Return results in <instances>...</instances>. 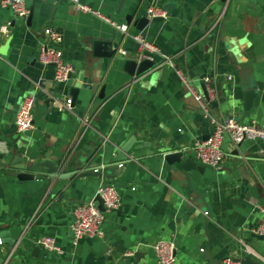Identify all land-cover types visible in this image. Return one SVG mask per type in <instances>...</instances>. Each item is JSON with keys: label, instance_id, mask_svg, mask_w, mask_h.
<instances>
[{"label": "crops", "instance_id": "obj_1", "mask_svg": "<svg viewBox=\"0 0 264 264\" xmlns=\"http://www.w3.org/2000/svg\"><path fill=\"white\" fill-rule=\"evenodd\" d=\"M5 1L0 0V25L6 26L0 48L7 45L0 54V232L9 230L16 243L0 238V264H157L152 245L159 240L174 243V264H216L246 256L264 264V240L249 239L264 215V140L243 142L240 154L251 156L246 163L236 160L238 146L226 140L225 167L192 169L194 190L181 165L168 164L159 154L165 148L186 149L195 158L192 144L212 131L178 70L202 94L203 85L211 86L217 115H234L264 129V0L208 5L157 0L167 17L151 20L142 30L134 22L146 15L152 0H124L120 8L121 0H80L128 24V33L77 10L69 0H26L31 18L17 16ZM47 26L64 35V59L75 68L66 82H57L55 67L39 59ZM140 33L159 51L153 53L157 65L139 76H130L122 60L92 52L94 40L114 38L122 55L138 59L134 35ZM165 56L170 62L158 67ZM84 78L94 90L81 86ZM74 85H80L75 100ZM102 86L105 95L99 98ZM254 86L248 105L246 91ZM31 96L34 128L19 132L16 115ZM132 137L136 142L128 161L111 179L39 174L24 180L7 169L14 150L22 158L49 151L52 158L65 160L62 171L101 167ZM104 182L117 187L120 206L106 214L104 236H86L75 244L73 210L93 201ZM41 236L53 237L58 250L39 246Z\"/></svg>", "mask_w": 264, "mask_h": 264}, {"label": "built area", "instance_id": "obj_2", "mask_svg": "<svg viewBox=\"0 0 264 264\" xmlns=\"http://www.w3.org/2000/svg\"><path fill=\"white\" fill-rule=\"evenodd\" d=\"M72 5L82 12L90 13L98 18L108 22L115 28L124 33H128V24L118 23L110 16L98 9H94L80 0H69ZM7 5L13 12L20 17H27L30 14V9L26 4V0H6ZM147 17L153 19L155 17H167V11L159 4L157 0H152L147 13ZM6 26L0 25V34L4 32ZM46 41L40 47L39 59L43 65H53L55 67V80L57 82H66L74 73L75 68L71 62L64 59L63 50V33L52 26H47L44 29ZM140 44L138 60L151 59L155 60L153 53L159 51L158 47L149 41L143 34L134 35ZM126 54L125 50H122ZM170 62L168 56L161 62L159 66H163ZM178 75L187 90L194 96L203 113L209 118L211 123V133L207 139H197L192 144L191 149L194 151V157L203 165L210 166L217 170L225 167L227 161V153L224 149L226 136L229 141L235 146L249 139L264 140V129L258 126L255 122L243 123L234 115H217L212 108L213 90L210 85H207L209 97L199 92L183 72L178 70ZM233 75H229L228 79H232ZM34 105L35 96L26 97L16 115L17 129L19 132H27L34 128ZM72 99L68 98L66 106L71 107ZM122 166V164H120ZM103 167V166H102ZM98 170V169H96ZM98 193L104 200L105 210L100 211L93 201L77 205L73 210V220L70 223V229L73 234V242L77 244L86 236H104L102 229L106 214L119 208L121 198L117 187L109 182H104L98 189ZM264 213V210H263ZM252 231L256 234L264 235V215L262 222L254 227ZM37 244L42 248L50 251L58 250L56 240L51 236H41L37 239ZM155 252L157 264H174L176 261L175 245L168 240H159L152 245ZM204 251V248L201 249ZM249 251V249H247ZM133 254V252H129ZM225 264H242L240 259L226 258L223 260Z\"/></svg>", "mask_w": 264, "mask_h": 264}, {"label": "water", "instance_id": "obj_3", "mask_svg": "<svg viewBox=\"0 0 264 264\" xmlns=\"http://www.w3.org/2000/svg\"><path fill=\"white\" fill-rule=\"evenodd\" d=\"M202 2L205 5H208L212 3L215 0H198ZM227 0H223V2H226ZM124 0H121L119 3V8L123 4ZM32 16V13L30 14V18ZM133 19L132 16H128V22L131 23ZM164 19L163 17H155L153 19H150L147 17V15H141L139 16L134 24L139 29H144L151 20H161ZM7 49V45L3 48H0V54H4L5 50ZM92 52L95 56L98 57H106V58H112L116 57L119 60H122L124 62V69L128 72V74L132 77L139 76L148 70L154 68L157 65L156 60L151 59H143L139 61L137 58H127L126 56L122 55L119 52V43L114 39L111 38L109 40H94L92 42ZM248 67V66H247ZM243 66V68H247ZM249 68V67H248ZM72 76V75H71ZM90 79H83V83L81 86L84 88H88L89 90H94L93 84H91ZM80 85H74L71 87V95L73 97V100L76 99L78 93H79V87ZM203 94L208 98V90L205 85H203ZM256 94V86L248 89L246 91V103L248 105L251 104V101L254 98V95ZM105 95V86H102L99 90L98 97L103 98ZM210 135V134H209ZM209 135L205 136L204 139H207ZM226 139L229 140V137L226 136ZM136 142V138L132 137L127 142L122 144L117 148L116 154L111 158L110 163L104 165L103 167H91V168H83V169H77V170H65L62 171V167L65 163V160L61 158H52L49 151L44 152L43 156L39 155L37 158L33 157V153L29 154V157L17 156L16 150L13 151L12 158L9 161V164L7 166V169L13 170L16 173V176L20 179L24 180H32L37 177V175H47L53 178L58 179H70L73 176H80V177H86V176H93L98 178H105V179H111L116 177L119 172L121 171L120 164L123 165L124 162L128 161V154L133 147L134 143ZM243 145V142L238 144V148L234 150V154H236V160H242L245 163L250 159L251 156L244 154H240L239 148H241ZM142 146L144 147H151L150 142H142ZM140 146V147H142ZM136 148H139L135 146ZM41 150V149H40ZM159 154L162 155L163 159L168 164H176L179 163L181 165V168L183 172H185L189 178V185L193 188L192 180H191V174L190 171L192 169L196 170H202L203 165L202 163L198 162L197 159L193 157H188V153L186 149H169L165 148L159 151ZM246 168V164H243L240 166V170L244 171ZM98 169V170H96ZM249 180H251L250 176L247 177ZM194 190V188H193ZM93 202L95 206L100 210L104 211V200L102 199V196L98 193L95 198L93 199ZM0 238L2 242L4 243H10L11 245H15L16 241L13 240L10 237L9 230H3L0 232ZM258 239V240H264L263 234H256L252 232L250 234V240L251 239ZM40 248L37 247L35 251H38ZM136 256L140 255V252L135 253ZM210 259V258H209ZM240 261L242 264H258V261L253 260L252 257L246 256L244 258H240ZM216 264H225L223 261H214Z\"/></svg>", "mask_w": 264, "mask_h": 264}]
</instances>
